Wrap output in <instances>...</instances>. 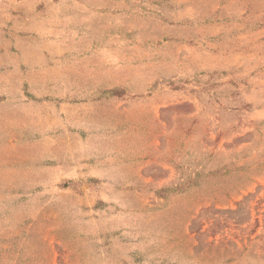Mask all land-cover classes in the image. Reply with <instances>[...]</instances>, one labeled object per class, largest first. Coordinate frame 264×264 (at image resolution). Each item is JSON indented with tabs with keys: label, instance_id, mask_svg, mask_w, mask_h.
Instances as JSON below:
<instances>
[{
	"label": "rangeland",
	"instance_id": "374dc122",
	"mask_svg": "<svg viewBox=\"0 0 264 264\" xmlns=\"http://www.w3.org/2000/svg\"><path fill=\"white\" fill-rule=\"evenodd\" d=\"M0 264H264V0H0Z\"/></svg>",
	"mask_w": 264,
	"mask_h": 264
}]
</instances>
